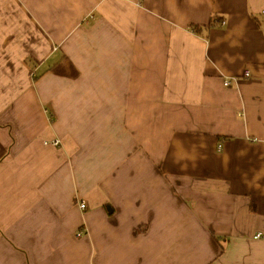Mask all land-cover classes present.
<instances>
[{
    "label": "crops",
    "instance_id": "1",
    "mask_svg": "<svg viewBox=\"0 0 264 264\" xmlns=\"http://www.w3.org/2000/svg\"><path fill=\"white\" fill-rule=\"evenodd\" d=\"M0 264H264V0H0Z\"/></svg>",
    "mask_w": 264,
    "mask_h": 264
},
{
    "label": "built area",
    "instance_id": "2",
    "mask_svg": "<svg viewBox=\"0 0 264 264\" xmlns=\"http://www.w3.org/2000/svg\"><path fill=\"white\" fill-rule=\"evenodd\" d=\"M217 21V23L218 24H220L221 26H223V25H225V21L224 20H221V21H219V20H216ZM249 74H248V72L246 71V72H244V76H248ZM224 86H229L230 84H231V80H224ZM43 144L44 145H49V146H53V147H57V146H59V144H60V141L58 140V139H52V140H50V141H44L43 142ZM218 148H221V146L219 145L218 146ZM85 207V204L84 203H81L80 204V208L81 209H83ZM260 233H257L255 236H254V238H259L260 237Z\"/></svg>",
    "mask_w": 264,
    "mask_h": 264
},
{
    "label": "rangeland",
    "instance_id": "3",
    "mask_svg": "<svg viewBox=\"0 0 264 264\" xmlns=\"http://www.w3.org/2000/svg\"><path fill=\"white\" fill-rule=\"evenodd\" d=\"M30 65V64H29ZM32 68H33V66H32ZM35 70V69H34Z\"/></svg>",
    "mask_w": 264,
    "mask_h": 264
}]
</instances>
